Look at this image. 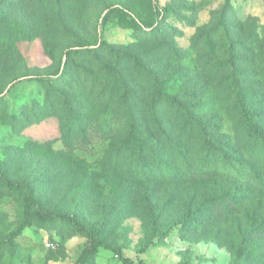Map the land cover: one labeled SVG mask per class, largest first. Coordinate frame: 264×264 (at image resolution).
<instances>
[{
    "label": "rangeland",
    "instance_id": "obj_1",
    "mask_svg": "<svg viewBox=\"0 0 264 264\" xmlns=\"http://www.w3.org/2000/svg\"><path fill=\"white\" fill-rule=\"evenodd\" d=\"M55 73L61 87L29 81ZM61 91L75 122L51 98ZM154 97L166 114L174 111L167 97L200 101L230 136L243 128L234 110L242 97L264 125V0H0V174L28 185L39 208L94 229L108 249L91 264H264L260 233L248 241L232 228L206 234L182 224V205L154 221L141 197L109 198L139 164L110 154L111 137L127 123L124 111L147 112ZM144 165L149 175L152 164ZM250 198L257 214L264 209V192L254 193L238 214ZM34 208L24 187L0 183V264H74L90 238Z\"/></svg>",
    "mask_w": 264,
    "mask_h": 264
},
{
    "label": "trees",
    "instance_id": "obj_2",
    "mask_svg": "<svg viewBox=\"0 0 264 264\" xmlns=\"http://www.w3.org/2000/svg\"><path fill=\"white\" fill-rule=\"evenodd\" d=\"M124 14L130 16L126 11ZM153 30L159 31L156 23L153 24ZM64 54L69 60L72 51ZM64 69H68L66 63L62 74ZM56 75L58 73L53 76L34 75L29 81L61 87L62 75L54 79ZM51 98H57L68 118L73 117V122L77 120L74 104L65 97L63 91L52 94ZM177 99L166 98L175 105L174 111L169 114L158 110L162 102L159 97H154L153 107L147 112L130 109L124 111L122 116L127 123L119 128L116 136L111 137L110 154H127L128 158H135L139 164L136 171L130 170L129 175L119 176V182L108 192L111 195L109 198L127 201L134 196L141 197L150 204L148 212L154 221L161 219L154 214H160L172 205H182L185 212L182 224L190 227L193 223H199L197 227L206 234L219 236L232 228L243 240L248 241L258 233L264 236V219L262 222L256 220L259 215H264V209L257 214L251 198L250 207L240 210L238 214V209L244 206L243 196L264 192V125L251 117L242 97L236 100L234 110L238 112L243 128L232 129L231 136L229 130L224 131L223 124H220L221 127L213 125V111L203 109L204 104L200 101L195 100V103L188 105ZM49 106L52 109L56 105L49 103ZM220 122L221 119L218 124ZM64 130L70 131V127L68 129L67 126ZM244 135L246 142L242 141ZM115 140L119 141L117 147L113 144ZM194 146H197L195 155L200 154L196 156L198 160L192 158ZM200 148L204 150V154L200 153ZM147 160L152 164L149 175L146 174L149 166L144 165ZM116 180L115 178V183ZM0 183L9 191L24 187L28 201L35 206L37 216L66 224L78 234L90 238L89 247L74 264H91L99 248L108 249L96 231L88 228L78 216L43 210L36 206L28 185L13 184L1 174ZM249 214L258 216L248 221L241 220V216L248 217ZM167 230L169 229L166 232ZM147 246L148 243L144 249Z\"/></svg>",
    "mask_w": 264,
    "mask_h": 264
},
{
    "label": "built area",
    "instance_id": "obj_3",
    "mask_svg": "<svg viewBox=\"0 0 264 264\" xmlns=\"http://www.w3.org/2000/svg\"><path fill=\"white\" fill-rule=\"evenodd\" d=\"M48 246V245H47Z\"/></svg>",
    "mask_w": 264,
    "mask_h": 264
}]
</instances>
